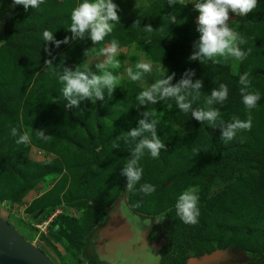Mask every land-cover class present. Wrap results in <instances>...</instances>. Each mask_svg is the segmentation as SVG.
<instances>
[{
  "label": "rangeland",
  "instance_id": "rangeland-1",
  "mask_svg": "<svg viewBox=\"0 0 264 264\" xmlns=\"http://www.w3.org/2000/svg\"><path fill=\"white\" fill-rule=\"evenodd\" d=\"M81 2L43 0L39 8L29 11L33 10L34 24H38L36 20L42 8L48 9L49 16L54 18L57 40H63L66 35H72L67 31L71 12ZM131 4L128 2L127 6ZM136 5L143 7L131 17V13L121 17L104 41L91 47L87 36L82 40L70 39L67 45L54 50L53 63L45 74H32L28 63L17 62L4 48V22L14 7L11 0H0V103H6L4 112L0 105V216L55 264H94L83 248L85 241L95 253V244L100 237L103 241L107 230V220L98 224L103 213L107 212L108 219L110 212L124 211L138 221L143 242L156 248V255H148L147 264H160L158 253L162 247L176 246L178 232L172 231L170 221L180 219L175 207L178 197L190 187L198 190V196L207 189L208 200L204 206H198V219L208 227L196 226L195 235L203 240H215L218 236L224 240L216 250L225 256L215 264H245L250 253L264 249V160L258 155L234 154L225 167H220L222 175L210 181L216 163L210 141L216 136L217 148L224 151L232 146L241 148L242 152L264 147V24H260L262 29H257L262 31L245 36L241 29L246 24L245 16L231 15L229 26L245 37L241 49L248 52L246 69L240 72V61L232 57L206 58L200 63L188 60L192 53L188 47L180 53L185 38L195 50L194 43L200 35L198 12L189 0H185L186 6H169L168 0H153V5L149 0H137ZM191 11L196 15L189 16ZM140 15L146 25L151 24L160 33L159 44L156 37L151 40L153 34L144 36L145 28L138 37L118 32L122 24ZM172 16L191 18L189 28L177 30L178 22L173 23ZM112 40L119 45L115 59L120 67L109 70L120 77V84L112 95L104 90V101H81L79 108H65L68 101L62 96L63 85L58 78L64 67L81 70L87 67L99 74L95 64L105 59L99 54L100 49L109 46ZM86 49H89L87 55ZM139 61L150 63L152 70L143 73L140 81H133L127 70L136 72ZM204 63L211 67L205 69ZM217 65L237 77L248 74L250 84L245 91L260 95L255 108H246L239 90V99L234 104L242 106L229 119L217 117L212 123L205 120L201 125L193 118L186 119L191 121L189 132L180 126L186 117L178 116L180 110L174 98L154 105H139L136 99L140 92L173 72L172 85L180 81L187 69L195 70L191 77L195 82L204 80L200 75L204 69L211 75ZM214 88L218 85L213 81L206 83L199 98L193 101L192 109L212 108L207 99ZM153 109L158 113L157 135L166 147L158 158L146 152L138 165L143 169L142 178L128 191L126 176L121 171L131 158L136 142L126 143L124 137L145 119V111ZM249 116L250 130L238 131L234 139L224 142L223 131L233 122V117L247 121ZM155 118L147 117L149 121ZM13 127L18 130L17 136L11 134ZM40 129L49 137L47 140L39 137ZM25 131L31 143L17 144L19 134ZM146 135L151 138V133ZM94 150L97 157L93 160ZM228 181L231 183L224 189ZM145 183L155 186L156 191L140 192ZM98 210L102 215L97 214ZM95 256L102 262V257ZM204 257H190L185 264H204Z\"/></svg>",
  "mask_w": 264,
  "mask_h": 264
},
{
  "label": "clouds",
  "instance_id": "clouds-1",
  "mask_svg": "<svg viewBox=\"0 0 264 264\" xmlns=\"http://www.w3.org/2000/svg\"><path fill=\"white\" fill-rule=\"evenodd\" d=\"M193 5V10L198 12L197 16V31L199 39L194 43L195 50L188 57L189 61H199L212 59L217 56L232 57L237 61L246 59L248 52L242 50L240 45L246 43L245 39L239 33L234 31L229 26L231 15L248 16L252 13L259 4V0H189ZM43 3V0H12L13 7L22 5L25 11L29 8L35 9ZM169 6L176 4L185 5V0H168ZM120 5L114 0H82L71 12V25L67 31L71 32V37L65 36L63 40H56L54 33L49 30L43 32V39L46 44H55L59 47L60 44L69 43L70 39H84L86 36L93 45L104 41L115 25L120 23ZM172 22L175 23L176 17L172 16ZM147 32H152L151 24L145 25ZM119 45L117 41L112 40L110 45L100 49V55L105 59L95 64V68L99 70V74L92 72L90 68L81 70L79 67L72 69L64 67L62 74L59 75V81L63 85L62 96L68 101L65 108L80 107L81 101H104L105 89L108 95H112L113 91L120 84V77L114 75L110 68H119L120 63L115 57L118 53ZM45 51H49L45 45ZM89 49H86L84 54L87 55ZM46 64H51V60H46ZM137 71L133 72L131 68L127 70V75L133 81H140L143 73H150L152 66L150 63L139 61L135 65ZM195 75L194 69H187L180 81L172 85L171 80L175 76L173 72L171 76L157 80L150 87L140 92L136 99L139 105L157 104L160 101H165L174 98L176 105L182 112H189L197 121L203 123L207 120L212 123L220 115L218 109L210 108L207 111L193 110L192 103L197 100L200 95V90L203 88L202 80L193 82L191 79ZM241 94L243 103L248 109L255 108L260 100L258 93L246 92L245 89L249 86L248 74L240 76ZM188 90L187 95L184 94ZM229 89L226 84L221 83L218 88L211 91V95L207 99L208 105L214 103H223L228 97ZM188 95H192V99H188ZM172 107L171 104L168 105ZM145 119L139 121V126L127 131L124 137L126 143L135 141L134 147L130 152V159L125 163L121 174L126 176L125 190L131 191L134 186L141 180L143 169L140 168L139 162L146 154H150L152 158H158L161 149H164L165 143L162 142L157 135L156 126L158 124V113L155 109L145 111L143 113ZM156 117L149 121L147 117ZM251 116L247 121L233 117V122L229 123L223 131L224 142H228L235 138L238 131L250 130ZM147 133H151V138H148ZM11 134L18 135L17 128L13 127ZM39 137L47 140L49 137L45 135L43 129L39 130ZM17 144H30L31 139L27 131L19 134L16 140ZM140 192L150 194L156 191L155 186L145 183L142 184ZM198 190L195 187H190L185 190L177 199L176 214L185 224L195 225L198 223L200 211L198 207Z\"/></svg>",
  "mask_w": 264,
  "mask_h": 264
},
{
  "label": "trees",
  "instance_id": "trees-1",
  "mask_svg": "<svg viewBox=\"0 0 264 264\" xmlns=\"http://www.w3.org/2000/svg\"><path fill=\"white\" fill-rule=\"evenodd\" d=\"M12 1V0H11ZM56 1V0H53ZM59 1V0H57ZM75 1V0H74ZM150 4L153 5V0H149ZM259 8H256L252 13H250L248 16H245L246 24H243L241 26L242 34L250 35L251 33L255 31H262L257 29L260 28L262 24H264V0H259L258 4ZM29 11V9H28ZM25 11L23 6L17 5L14 7L13 11L11 12V15H9L5 22H4V34H5V45L4 48L10 51V54L13 55V57H16V61L19 63H28L29 64V72L34 74L38 72V74H45L48 66H51L53 63L52 57L55 55L54 50H57L61 47L62 44H60L59 47H56L55 44H46V42L43 39V32L47 29L54 33V36L57 40V35L55 33L56 25L54 22V18L49 16L48 9L45 10V8H42L41 12L39 13V18L36 20L39 22L38 24H34L33 21V15L32 11ZM35 13V16L38 14ZM188 14V13H186ZM189 16H195V12L191 11L189 13ZM195 14V15H194ZM34 16V17H35ZM253 16V17H251ZM26 18H32V19H26ZM172 18V17H171ZM168 19V18H167ZM251 19V20H250ZM169 20V19H168ZM177 30H181L182 27L189 28V25L191 24V18L185 19V18H177ZM262 23V24H261ZM168 24H172L171 22H168ZM261 24V25H260ZM146 22L143 16H139L135 19H131L126 21L124 24H122L121 27H119L117 30L118 32H122L123 36H126V34L130 37H138L139 33L145 28ZM116 31V29H115ZM184 31H181V33ZM149 32L145 31L143 34L146 36ZM153 34L151 37V40H154V37L157 38L158 44L160 41V33L155 32L152 30L150 32ZM179 34V33H178ZM164 37V36H163ZM243 37V36H242ZM245 39V37H243ZM182 47L180 49V53L183 54L184 49L188 47V51L191 53L194 51L190 43L188 42L187 38H185V41L182 42ZM45 45L49 49V51H45ZM67 45V44H65ZM89 46H94L92 42L88 43ZM243 47V44H241V48ZM192 48V49H191ZM191 49V50H189ZM247 58L243 61L239 62V71L244 72L247 66ZM46 60H51V64H46ZM209 63V62H208ZM205 64V63H204ZM211 67V64H205V69L207 67ZM223 66L217 65L216 71H213L211 75L208 73L205 69L201 72V77L204 78L202 80L203 87L212 81L216 83L219 87L221 83L226 84L229 89L228 97L226 101L221 105L220 103H214L211 105L213 109H218L220 112V115L218 116L220 119H229L231 116V113H236L237 109H240L242 104L235 105L234 102H237L239 99L238 91L241 90L243 85L240 84L239 80L240 77H237L233 74H230L227 69H223ZM37 74V75H38ZM251 77V76H250ZM249 80V77H248ZM203 89V88H202ZM188 99L191 100L192 97L188 96ZM3 104H6L4 101ZM194 103V102H193ZM0 103L1 106H3L2 111L4 112L5 108L4 105ZM200 107V106H198ZM208 109H204V111H207ZM179 117H186L183 118L184 120L181 121L180 126L185 127L189 132L192 131L191 121L186 119H195L191 116V110L187 113L179 111ZM196 120V119H195ZM197 121V120H196ZM200 121H198V125H201ZM218 136V135H217ZM215 137H211L210 145L212 149V153L216 158V163L214 165L213 171L210 174L211 179L210 181L214 180V178L218 175H222L220 171V167H225L228 163V159H230L234 154H246V155H258V157H261L264 160V147L260 148H249L244 149L243 152L241 151V148L239 150L238 147L232 146L228 148L226 151L223 149H218L217 145L215 144ZM93 160L97 157V151L92 152ZM1 158H4L2 155ZM231 182L228 181L226 184L223 185L225 187L224 189L229 187V184ZM208 190L203 189L199 192V201L198 206H204L205 203L208 200L207 197ZM87 196V195H86ZM101 212L100 210L97 211V214ZM102 215V214H101ZM101 221L98 222V224H102L107 220V212H104L101 216ZM172 222L171 228L174 233L178 232V237H176V243L173 249H169V247L166 245L163 247V250L161 252V263L160 264H185L187 259L190 257H202L205 254H210L214 250L218 248L220 243H222L224 240L218 236L215 240H203L200 239L198 236L195 235V228L196 226H202L204 228L208 227L206 224H202L199 219L198 223L195 225L185 224L182 220H171ZM181 239V240H180ZM227 244H231L230 242H227ZM233 243V242H232ZM233 245L238 246V244L233 243ZM88 242L85 241V244L83 245V248L85 249V252L89 255V259L94 264H104L103 262H100L96 258V254L92 252L88 248ZM174 249H177L178 251L175 254H172L171 252L174 251ZM179 252V253H178ZM245 264H264V249L259 248L257 251H254L250 253V260Z\"/></svg>",
  "mask_w": 264,
  "mask_h": 264
},
{
  "label": "flooded vegetation",
  "instance_id": "flooded-vegetation-1",
  "mask_svg": "<svg viewBox=\"0 0 264 264\" xmlns=\"http://www.w3.org/2000/svg\"><path fill=\"white\" fill-rule=\"evenodd\" d=\"M108 217L107 223L112 217L115 218L117 229H107L103 241L100 237L95 244V253L102 257L101 261L104 264H108L105 260L110 264H147L148 255H156L155 246L143 242L136 218L124 211L110 212ZM106 222L105 224H107ZM161 252L158 253L159 259Z\"/></svg>",
  "mask_w": 264,
  "mask_h": 264
},
{
  "label": "water",
  "instance_id": "water-1",
  "mask_svg": "<svg viewBox=\"0 0 264 264\" xmlns=\"http://www.w3.org/2000/svg\"><path fill=\"white\" fill-rule=\"evenodd\" d=\"M215 252L222 253V258L225 256L223 252L218 250L205 254V256ZM0 264L55 263L39 247L24 238L13 225L0 216Z\"/></svg>",
  "mask_w": 264,
  "mask_h": 264
},
{
  "label": "crops",
  "instance_id": "crops-1",
  "mask_svg": "<svg viewBox=\"0 0 264 264\" xmlns=\"http://www.w3.org/2000/svg\"><path fill=\"white\" fill-rule=\"evenodd\" d=\"M136 1L137 0H116L115 2L116 3H118L119 5H120V8H121V11H120V16L121 17H125V16H127L128 14H130V17L132 16V15H134L135 13H137L138 11H140V9L143 7V6H137L136 5ZM128 2H130V3H132L131 5L132 6H127V3ZM131 11V12H128L127 13V11ZM139 13H141V12H139Z\"/></svg>",
  "mask_w": 264,
  "mask_h": 264
},
{
  "label": "bare ground",
  "instance_id": "bare-ground-1",
  "mask_svg": "<svg viewBox=\"0 0 264 264\" xmlns=\"http://www.w3.org/2000/svg\"><path fill=\"white\" fill-rule=\"evenodd\" d=\"M115 227H116L115 226V218L112 217L110 219V222H108L107 227L105 229L113 230ZM221 259H222V253L215 252L211 255L205 256L203 261H204V264H215V263L219 262Z\"/></svg>",
  "mask_w": 264,
  "mask_h": 264
}]
</instances>
